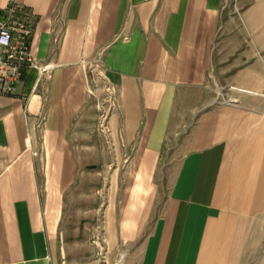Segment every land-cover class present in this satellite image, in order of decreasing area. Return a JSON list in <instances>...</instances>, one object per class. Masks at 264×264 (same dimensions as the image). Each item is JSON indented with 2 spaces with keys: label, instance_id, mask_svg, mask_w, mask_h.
<instances>
[{
  "label": "crops",
  "instance_id": "1",
  "mask_svg": "<svg viewBox=\"0 0 264 264\" xmlns=\"http://www.w3.org/2000/svg\"><path fill=\"white\" fill-rule=\"evenodd\" d=\"M17 2L48 70L0 95V264H74L70 221L97 217L112 250L128 248L122 264H264V113L213 106L208 81L222 0ZM252 2L242 23L256 28ZM93 78L112 92L104 123ZM109 156L124 184L86 213V173Z\"/></svg>",
  "mask_w": 264,
  "mask_h": 264
},
{
  "label": "rangeland",
  "instance_id": "2",
  "mask_svg": "<svg viewBox=\"0 0 264 264\" xmlns=\"http://www.w3.org/2000/svg\"><path fill=\"white\" fill-rule=\"evenodd\" d=\"M252 3V0H222L220 12L222 29L216 43L220 47L224 46L225 53L221 58H218L220 55L217 56L219 63L214 60L208 81L211 86L216 88L215 98L218 97L223 106L229 104L243 106L264 113V49L260 51L259 69L255 73L249 70L250 68L246 69L252 62L246 51L250 55H253L250 51H257L253 38L257 37L264 46V25L249 28L248 23H242L243 14ZM224 39L226 43L220 44ZM216 53L218 54V50ZM91 81L93 87L91 98L96 101V104L101 103L97 115L99 116V123H104L107 115L111 112L112 92L104 86L101 80H94L93 78ZM245 83L254 85L259 90L243 89L237 85ZM121 158L123 157H120V162ZM117 162L118 157L109 156L105 160V167L109 170L86 173L88 174L87 186L84 182L83 189L87 188V190L85 189L83 197L87 204L84 203L82 208L86 213L93 212L100 205L102 196L105 200H109L113 194H116L115 191L117 192L119 185L122 188L124 176L127 173L111 171V164ZM101 189L100 194L95 196L96 190ZM105 222L101 217L70 221L69 235L67 236L69 250L66 254L71 257L72 263L117 264L120 260L123 262L128 248L112 250L108 238L104 236Z\"/></svg>",
  "mask_w": 264,
  "mask_h": 264
},
{
  "label": "built area",
  "instance_id": "3",
  "mask_svg": "<svg viewBox=\"0 0 264 264\" xmlns=\"http://www.w3.org/2000/svg\"><path fill=\"white\" fill-rule=\"evenodd\" d=\"M31 36V19L26 8L17 0H9L0 21V95L12 96L28 69L39 75L47 72V67H41L32 58ZM213 105L223 106L218 97ZM117 264H122V260Z\"/></svg>",
  "mask_w": 264,
  "mask_h": 264
}]
</instances>
